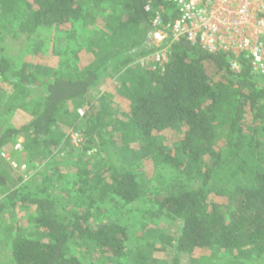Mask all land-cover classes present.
<instances>
[{
    "label": "trees",
    "instance_id": "1",
    "mask_svg": "<svg viewBox=\"0 0 264 264\" xmlns=\"http://www.w3.org/2000/svg\"><path fill=\"white\" fill-rule=\"evenodd\" d=\"M148 3L166 4L163 0H0V40L6 33L32 34L60 25L67 30L81 28L83 45L94 55L83 68L49 78L17 68L0 51V96L7 84L12 92L22 94L23 106H29L31 114L20 127L0 124V214L19 204L34 205V227L41 233L40 238L13 237L9 264H82L77 246L86 254L100 251L117 264H159L161 260L147 251L154 243L131 251L128 225L99 219L101 203L108 199L121 207L147 200L158 214L182 222L178 235L158 230L155 236L160 243L156 249L174 250L171 264H180L182 254L195 264H206L204 249L238 251L240 256L264 254V75L254 74L243 58L240 69L234 70L225 52L211 53L169 35L158 40ZM166 46L171 53L163 69L132 66ZM112 76L120 78L124 142L139 145L142 161L173 165L186 170L189 178L152 192L134 164H117L109 153L106 160L95 159L94 167L93 159L79 163L73 184L83 205L63 214L54 196L61 174L52 148L69 144L67 131L77 118L66 112L60 121L59 113L69 101L90 98L92 90ZM103 114L93 116L98 127ZM167 130L181 132L175 153L158 143L157 137ZM18 135L25 137L27 151L49 160L38 173L40 182L9 188L1 153ZM101 140L106 145L102 135ZM224 180L230 187L221 186ZM219 197H227L229 203H220Z\"/></svg>",
    "mask_w": 264,
    "mask_h": 264
},
{
    "label": "rangeland",
    "instance_id": "2",
    "mask_svg": "<svg viewBox=\"0 0 264 264\" xmlns=\"http://www.w3.org/2000/svg\"><path fill=\"white\" fill-rule=\"evenodd\" d=\"M83 44H85L84 33L81 28L79 31L76 28L67 30L60 25L40 28L32 34L6 33L3 40H0V51L9 57L17 68L53 78L62 72H71L76 67L81 69L94 59V55L87 52ZM132 64L134 68L147 69L151 67L152 61L142 62L139 59ZM119 85L120 78L107 77L92 90L90 98L69 101L59 113L60 121L66 112H71L77 118L76 123L67 132L78 134L79 143L77 146L74 145L70 138L69 144L63 143L52 148V155L57 160L61 174L55 181L54 196L58 209L63 214H70L81 209L83 205V197L77 192L78 186L73 184L77 179L79 163L93 159L90 166L93 164L94 167L95 159L106 160L109 153L117 164L125 166L134 164L141 179L152 192L170 189L176 179L189 178L186 170L181 171L173 165L160 163L156 166L150 159L142 161L139 145L134 142H124L119 123L123 119L124 110L121 95L117 90ZM6 86V90H3L0 96V124L5 122L20 127L31 119L29 106H23L22 94L14 93L7 84ZM29 100L28 98L27 101ZM97 112L104 113L99 127L93 117ZM100 132L104 136L106 145L101 140ZM181 137L180 131L167 130L158 136L157 140L159 145H165L166 149L175 153ZM262 140L264 141V138ZM24 142L25 137L18 135L10 146L2 151L6 154V156L1 155V159L5 161V177L9 188L30 181L40 182L38 173L45 170L48 165L49 157L42 153L27 151ZM69 145L77 149L72 151ZM105 175L108 176L107 173ZM230 185L226 180L221 182L222 187L228 188ZM219 201L225 205L229 203L227 197H219ZM100 208L98 215L101 221L118 219L128 225L130 236L128 248L131 251L147 242L154 243L149 245L147 251L161 260L159 264L172 263L174 250L156 249L160 243L156 242L155 236L158 230L178 235L182 224L180 220L158 214L157 207L147 200L121 207L117 201L108 199L101 203ZM35 216L36 206L21 204L10 207L0 214V264H9L11 241L16 235L41 237V233L34 227ZM93 223H96V220H93ZM76 249L82 264H117L100 251L92 250L86 254L85 248L77 246ZM202 252L208 257L206 264H264V254L261 257H257L256 254L240 256L238 251L231 254L212 249H204ZM120 264H130V262ZM180 264L195 263L190 256L182 254Z\"/></svg>",
    "mask_w": 264,
    "mask_h": 264
},
{
    "label": "built area",
    "instance_id": "3",
    "mask_svg": "<svg viewBox=\"0 0 264 264\" xmlns=\"http://www.w3.org/2000/svg\"><path fill=\"white\" fill-rule=\"evenodd\" d=\"M159 6L148 3L154 27L173 40L185 39L192 45L215 53L225 52L234 70L242 58L252 72L264 75V0H163ZM169 46L141 58L151 67L163 69L169 59ZM78 145V134L70 133ZM1 155L6 156L5 152Z\"/></svg>",
    "mask_w": 264,
    "mask_h": 264
},
{
    "label": "water",
    "instance_id": "4",
    "mask_svg": "<svg viewBox=\"0 0 264 264\" xmlns=\"http://www.w3.org/2000/svg\"><path fill=\"white\" fill-rule=\"evenodd\" d=\"M166 37V34L165 33H163L162 31H160V32H158L157 34H156V38L157 39H164Z\"/></svg>",
    "mask_w": 264,
    "mask_h": 264
}]
</instances>
